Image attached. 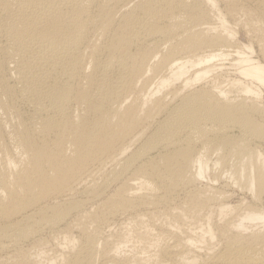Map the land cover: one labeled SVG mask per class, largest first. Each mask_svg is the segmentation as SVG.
<instances>
[{"label": "bare ground", "instance_id": "bare-ground-1", "mask_svg": "<svg viewBox=\"0 0 264 264\" xmlns=\"http://www.w3.org/2000/svg\"><path fill=\"white\" fill-rule=\"evenodd\" d=\"M0 264H264V0H0Z\"/></svg>", "mask_w": 264, "mask_h": 264}, {"label": "rangeland", "instance_id": "rangeland-1", "mask_svg": "<svg viewBox=\"0 0 264 264\" xmlns=\"http://www.w3.org/2000/svg\"><path fill=\"white\" fill-rule=\"evenodd\" d=\"M243 19H246V18H243ZM236 27H238V26H234V28L238 31V33H239V36H238V38H239V40L242 42V43H244V44H248L249 42H250V36H249V33L247 32V29H243V28H241V27H238V28H236ZM241 28V29H240ZM241 31H243V32H245V33H243V32H241ZM245 34V35H244ZM247 34H248V36H247ZM244 37V38H243ZM248 40H249V42H248ZM227 67H229L230 65L228 64V65H226ZM237 198L238 199H236L235 201H238V200H240V196H237Z\"/></svg>", "mask_w": 264, "mask_h": 264}]
</instances>
